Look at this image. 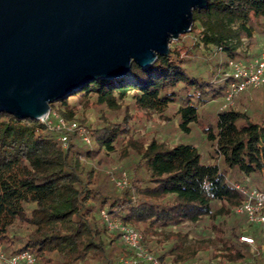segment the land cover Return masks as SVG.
<instances>
[{
    "label": "trees",
    "instance_id": "trees-1",
    "mask_svg": "<svg viewBox=\"0 0 264 264\" xmlns=\"http://www.w3.org/2000/svg\"><path fill=\"white\" fill-rule=\"evenodd\" d=\"M193 18L169 54L147 67L133 62L131 82L98 78L51 103L50 115L89 129L90 144L75 131L0 111V172L19 169V186L32 191L14 221L2 223L6 255L30 250L34 264H129L121 260L135 251L109 229L106 209L140 231L162 264H198L204 256L205 264H264V224L237 211L246 200L238 185L264 191V110L256 119L250 109L253 87L233 105L206 108L226 96L229 61L252 58L264 0H208ZM174 105L181 134L200 129L208 157L194 141L162 140L136 125L139 113L170 121ZM114 165L129 172L124 189L105 172Z\"/></svg>",
    "mask_w": 264,
    "mask_h": 264
},
{
    "label": "water",
    "instance_id": "water-1",
    "mask_svg": "<svg viewBox=\"0 0 264 264\" xmlns=\"http://www.w3.org/2000/svg\"><path fill=\"white\" fill-rule=\"evenodd\" d=\"M208 0H0V111L44 120L98 78L131 82Z\"/></svg>",
    "mask_w": 264,
    "mask_h": 264
},
{
    "label": "built area",
    "instance_id": "built-area-1",
    "mask_svg": "<svg viewBox=\"0 0 264 264\" xmlns=\"http://www.w3.org/2000/svg\"><path fill=\"white\" fill-rule=\"evenodd\" d=\"M230 80L226 89L227 104H233L236 96L243 90L253 87L259 88L264 86V43L261 46L260 53L257 57L248 61L231 59L229 61ZM49 124H55L58 128H65L69 131H75L86 143H91V136L88 129L79 124L77 121L67 122L56 112L50 113L44 119ZM61 141L66 144V135L60 137ZM117 188L124 189L129 185V180L123 176L115 181ZM239 190L245 195L244 205L237 208L239 212H246L249 220L264 224V214L261 212L264 207V191L256 187H247L238 185ZM102 216L107 222L110 230H118L121 233L123 241L135 251L133 258L126 260L129 264H138L146 262L148 264H162L160 260L151 252L142 246L143 235L140 231L130 225H126L118 218H112L106 211L102 210ZM241 240L247 243H253L254 238L243 235ZM35 256L30 250H23L15 255L8 256L0 246V264H34Z\"/></svg>",
    "mask_w": 264,
    "mask_h": 264
},
{
    "label": "rangeland",
    "instance_id": "rangeland-1",
    "mask_svg": "<svg viewBox=\"0 0 264 264\" xmlns=\"http://www.w3.org/2000/svg\"><path fill=\"white\" fill-rule=\"evenodd\" d=\"M263 43H264V33L257 31L256 32V40L250 49L251 53L253 54L251 59L257 57L254 55L256 53H260L261 46ZM217 56L220 58V60L223 59V57L220 56L219 54ZM213 68L216 69V62L214 63ZM210 70H211V68H210ZM205 76L207 79H209L210 77L212 78V75H210V74H206ZM238 95L236 96V98L238 97ZM249 96L254 101L250 105V109L254 113L255 118L258 119V118H260L259 116L261 115L262 111L264 110V87L262 86V87L255 88V89H249ZM236 98L234 100V103L236 102ZM233 104H227V99L225 97V98H222L219 100H215L214 102H209L207 104L206 108L210 112L214 113L219 108H224L227 105H233ZM176 111H177L176 105L170 107L166 111V114L171 117L170 121L164 120V116H160L159 113L152 114L151 117H149L150 119H147L144 114L139 113V116H138L139 121H137L138 123L136 125L138 127H140V129H142V131H148L149 129L155 130L156 132L159 131L162 140H165L166 138L170 137V139H172V140L181 139V141H183V142L194 141L195 143L199 144V149L201 152L204 153V157L205 158L208 157L207 152H208V149L210 148V146H209V144H206L204 139L202 138V134H201L200 129H194V131L191 134H189L188 136L181 134V129H180L179 123H178V115H177ZM88 131H89V129H88ZM119 166H120V164H119ZM117 167H118L117 165H114V167H112V168H107L105 170V172L111 175V179L114 182L117 179H119L123 176H126L127 179L129 180V184H130L129 172L127 170H120L117 173ZM113 168H116V169H113ZM19 175H20V170L15 168V167L9 168L7 174H5V175L0 172V190L2 193V201L0 202V232H2L3 221L7 220L9 222H13L14 219L12 218L11 213L15 212L16 210H18L22 207H24L26 199L32 197V191L25 190L24 188L19 186ZM262 213L264 214V212H262ZM19 229L20 228L17 226V230H19ZM21 229L24 231V228H21ZM243 235L252 237L251 235H247V234H243ZM240 240H241V237H240ZM250 244L256 245L255 240L253 243H250ZM142 246L147 250V248L143 244V239H142ZM262 249H264V244H263ZM129 259H131V258H129ZM129 259H122L121 261L126 263V260H129ZM207 260H208L207 256H204L199 261L198 264H205L206 262H208Z\"/></svg>",
    "mask_w": 264,
    "mask_h": 264
}]
</instances>
